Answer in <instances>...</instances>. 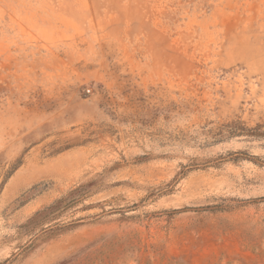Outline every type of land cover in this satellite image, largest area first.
Here are the masks:
<instances>
[{"label":"rangeland","instance_id":"rangeland-1","mask_svg":"<svg viewBox=\"0 0 264 264\" xmlns=\"http://www.w3.org/2000/svg\"><path fill=\"white\" fill-rule=\"evenodd\" d=\"M0 264H264V0H0Z\"/></svg>","mask_w":264,"mask_h":264}]
</instances>
